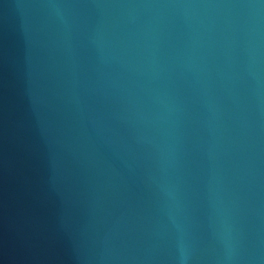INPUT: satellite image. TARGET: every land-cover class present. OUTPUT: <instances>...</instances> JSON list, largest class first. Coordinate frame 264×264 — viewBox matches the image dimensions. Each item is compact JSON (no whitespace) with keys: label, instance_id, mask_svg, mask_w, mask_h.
I'll use <instances>...</instances> for the list:
<instances>
[{"label":"water","instance_id":"water-1","mask_svg":"<svg viewBox=\"0 0 264 264\" xmlns=\"http://www.w3.org/2000/svg\"><path fill=\"white\" fill-rule=\"evenodd\" d=\"M0 264H264V0H0Z\"/></svg>","mask_w":264,"mask_h":264}]
</instances>
